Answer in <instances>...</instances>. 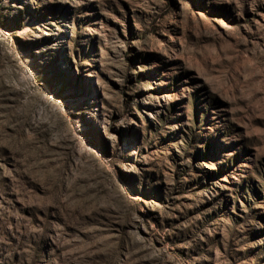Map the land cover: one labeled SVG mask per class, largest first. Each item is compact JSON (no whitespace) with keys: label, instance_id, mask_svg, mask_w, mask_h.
<instances>
[{"label":"rangeland","instance_id":"1","mask_svg":"<svg viewBox=\"0 0 264 264\" xmlns=\"http://www.w3.org/2000/svg\"><path fill=\"white\" fill-rule=\"evenodd\" d=\"M0 264H264V0H0Z\"/></svg>","mask_w":264,"mask_h":264}]
</instances>
